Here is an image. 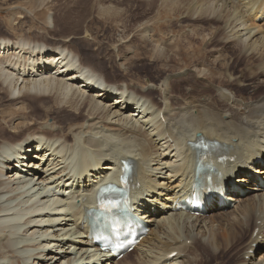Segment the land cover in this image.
<instances>
[{"label":"bare ground","instance_id":"bare-ground-1","mask_svg":"<svg viewBox=\"0 0 264 264\" xmlns=\"http://www.w3.org/2000/svg\"><path fill=\"white\" fill-rule=\"evenodd\" d=\"M184 9L192 19L214 18L221 43L236 42L238 58L246 60L238 72L216 47L211 60L223 63L209 67L210 60L206 67L195 62L193 47L185 58L177 41L158 44L154 35L145 40L155 46L150 62L137 63L140 48L125 40L116 55L122 62L95 58L99 65L94 54H79L71 44L0 39V264H223L225 256H234V264H264V94L258 96L264 90V0H188ZM141 28L146 33L148 26ZM57 47L63 58L53 53ZM81 64L100 78H82ZM101 79L102 89L81 88ZM197 145L215 150V158L198 162L223 157L220 176L239 192L250 189L229 196L235 203L215 216L173 209L172 200L195 183ZM29 147L26 176L6 160L14 154L22 164L18 156ZM122 159L135 163L139 203L153 194L146 208L159 204L145 213L151 230L132 250L134 260L131 252L120 260L90 254L84 223L88 193Z\"/></svg>","mask_w":264,"mask_h":264},{"label":"rangeland","instance_id":"rangeland-1","mask_svg":"<svg viewBox=\"0 0 264 264\" xmlns=\"http://www.w3.org/2000/svg\"><path fill=\"white\" fill-rule=\"evenodd\" d=\"M170 1L0 0V39L40 41L45 44H71L73 47L75 46L77 51H80L79 54L84 55L86 51L87 53L89 52L88 54H94V58L92 54L90 55L92 62H94L95 58L99 60L101 57L103 62H105L103 57L105 59L107 57V60H112V62H115L116 59L118 62H122L123 60L119 59L120 56L116 55L124 52V47L122 46L124 41L131 40V49L140 48V54L138 53L136 61L137 63H142L150 62L149 57L155 46L149 45L145 40L154 35L158 44L163 42V45H168L169 40H172L173 43L177 41V50L182 55L185 53V58L190 57L191 53L187 52L189 46L193 47L195 52L191 55H194L195 62L201 65L205 62L206 65H204L206 67L210 64L213 66L210 65L209 67H218L220 62H222L221 60L213 62L214 60L211 56L213 47L218 49L217 55H222V60H227L226 63L232 68L231 70L234 69L235 72H238L244 66L246 60L243 57L241 59L238 58L239 51L235 47L236 42L234 41L232 44L231 42H220V25L214 18L201 17L192 19L190 16L186 17L187 12L184 7L188 0H172L175 3H170ZM251 17L253 20V16ZM259 22L262 24V21ZM141 24L148 26L146 33L141 30ZM193 26L195 31L192 29ZM184 30L185 32H181ZM168 33L170 34L168 35ZM184 33L185 36L180 35L181 38L178 39L177 36ZM167 37L168 39L166 40ZM91 38L92 40L88 41ZM203 38H205V42H203ZM213 39L216 41L215 43ZM119 48L122 49V52L118 51ZM127 48L129 49V46ZM132 55L128 53L129 57ZM94 63L98 64L97 62ZM152 63L156 65L157 62L152 61ZM176 63H173V66L178 71L179 62L176 61ZM104 66L107 68V65ZM142 70L140 71L143 74L149 73L146 69ZM145 80L148 81L147 84L152 82L148 76L145 77ZM134 85L135 83L132 84V86ZM147 89H149L148 86L146 87ZM247 89H237V93L239 95L249 93ZM262 94H264V90L258 92V96ZM256 100L257 98L255 97L253 101L255 102ZM7 103L3 102V104ZM1 118L0 116V121ZM227 209H215L216 211L208 214L215 216L220 214V212H226ZM206 218L210 217L206 216ZM250 236L251 233L246 238ZM236 246H238V243ZM135 256L136 252H131L129 260H134ZM204 256L206 257V254ZM222 261L223 264H234V256H225ZM204 264H210V260Z\"/></svg>","mask_w":264,"mask_h":264}]
</instances>
